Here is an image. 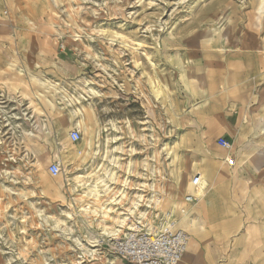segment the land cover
<instances>
[{"label":"rangeland","instance_id":"rangeland-1","mask_svg":"<svg viewBox=\"0 0 264 264\" xmlns=\"http://www.w3.org/2000/svg\"><path fill=\"white\" fill-rule=\"evenodd\" d=\"M20 22L58 25L49 31L60 34L64 53L86 65L71 86L54 89L28 81L20 71L7 74L0 68V264H121L111 251L114 237L102 233V207L113 208L105 219L109 227L121 226L118 237L128 232L119 219L134 201L139 213L148 212L131 225L159 228L160 211H169L173 204L170 194L176 197L177 214L169 218L182 217L183 205L194 208L183 199L191 194L195 166L212 185L215 218L206 224L202 238L183 225L192 251L182 264H218L229 235L231 247L247 231L251 233L243 249L252 252L247 264H264V216L258 221L264 213V167L256 173L243 169L264 164V84L253 89L256 103L251 98L247 104L242 94L236 95L240 75L263 76L264 0H0V23ZM10 44L1 43L3 52H16ZM36 45L55 54L39 36L30 38L25 53ZM206 56L213 65L228 64L234 72L217 93L223 104L237 99L234 105L241 110L223 111L230 131L224 136L232 140L238 156L232 168L226 164L227 153L214 151L217 142L210 146L213 141L206 140L218 125L211 122L201 130L188 103L185 82L196 90L201 80L192 78L191 67ZM93 72L100 73L98 78L89 77ZM29 85L34 95L24 93ZM102 85L107 87L103 93ZM120 89L135 92L144 101L142 109L156 112V119L150 123L143 116L134 124L126 117L127 105L118 97L109 99L110 94L119 96L115 90ZM47 96L59 99L56 105L78 107V122L91 131L77 125H44L39 130L38 115L49 103L44 101ZM131 97L130 107L140 106ZM93 103L100 119L89 107ZM74 130L81 133L78 142L71 140ZM60 146L65 160H76L78 169L66 174L63 166L61 176L54 178L48 169ZM154 165L160 210L150 204ZM115 168V180L105 194L103 179ZM94 185L101 191L97 200L88 193ZM243 201L249 217L243 214L238 222ZM86 207L89 223L81 216ZM93 238L98 243H91Z\"/></svg>","mask_w":264,"mask_h":264},{"label":"crops","instance_id":"crops-1","mask_svg":"<svg viewBox=\"0 0 264 264\" xmlns=\"http://www.w3.org/2000/svg\"><path fill=\"white\" fill-rule=\"evenodd\" d=\"M55 26L58 25L52 23H36V22L33 23L20 22V23H13L12 25L9 23H0V68L5 70L7 74H9L10 72L16 73L20 71L23 75H25L26 78H28V81H31V79L32 80L34 79L36 81L37 80L42 81L43 83H45V85L47 84L48 86H50V89H54L57 87L59 88L60 84L64 85L65 88L68 87L67 85L71 86L73 83V79H77L78 77L82 76L83 72L85 71L83 69V66L86 65V63L84 61H79L78 58H75L71 55H67L66 53H64L65 47L64 46L61 47L59 44L60 34L50 32L51 30L60 28ZM10 30H12L13 32H10ZM37 36L40 37L41 42H44L45 47H50L54 51L55 53L54 55L45 53L46 51L45 48L40 49L37 45L33 46L30 52L25 53V48H27V46L29 45L30 38H36ZM1 43H11L10 45L16 48V52H10V53L3 52L4 49H1ZM66 44L67 47L71 46V43L67 41ZM205 58H206L205 60L201 59L197 64L191 67L193 68L191 73L192 78L201 80V82H198L196 84L197 85L196 90H192L188 86L187 80L185 82L186 87L189 90L188 103L189 106L191 105L190 109L194 107L193 112L195 117H193V119L197 121V125L200 127L201 130H206L207 125L211 122L218 125L216 128L210 130L208 137L206 138L207 141H213V144H211L210 146H213L216 142H218L220 138H226L232 143V140L228 136H224L226 135V133H229L230 131H228L225 128L226 127L225 125L229 126L228 124L229 121L224 117L223 111L225 110V108H231V107H235L238 110H240V108L234 105L235 103H237L238 100L237 99L227 100L226 103L223 104L220 101L217 93L219 91L218 87L221 84L227 82L228 79L232 77V74L234 72L231 69H229L228 64H225L223 67L219 68L216 65H213V60L210 57L206 56ZM88 64H91L90 61H88ZM262 64H264V59H262ZM263 71L264 69L261 71L263 74L262 77H257V74L252 73V76H248L245 78L240 75L239 76L240 78H238L239 79L238 85H240V90L236 93V95L242 94L246 99L247 104L249 103L251 98H253L252 101H254L255 96H258V93L255 94L253 92V89H256L257 87L264 84ZM122 73L124 76L126 74V71H123ZM97 75H100V73L93 72L92 74H90L89 77L95 79L98 78ZM185 78L187 79V72ZM29 86H30L29 90L24 91V93H27L29 91L30 94L34 95L35 91L33 90V87L31 85ZM101 88L102 90L100 91L101 93H103L106 90L105 88L107 87H104V85H102ZM115 92L119 93L120 98L118 95L110 94L109 99L118 97L119 99V100L117 99L118 101L124 102L129 108L126 117H128V119H132L134 124L139 122V119L143 118V116L148 118L150 123H152L153 119H156L157 117L156 112L153 113L152 111H149L148 113V111L142 109L145 108L144 101L141 102L140 97L135 92L133 93L126 92L125 89H123L122 92L116 90ZM132 95L134 96V98L137 99V102H139L140 104V106H137V108L130 107ZM58 100L59 99H55L50 96H47L44 99L45 102H49V103L46 104L45 107H42V112L40 113V115H38L39 122L37 123L39 125H43V126L46 125L48 127L59 126V125H67V126L77 125V122L79 121L80 118V114L78 113L79 110L78 107H73L71 105L68 107L66 106L62 107L61 105H56L57 104L56 102ZM254 103L256 102L254 101ZM91 107L93 108L97 116V119H100L97 106L94 105L93 103L91 104ZM128 121L130 122V120ZM214 151L218 153H224V155H226L225 153H227L225 160H226V164L229 167L232 168L237 164L238 156L234 144L231 151H227L221 147H219L218 150H214ZM55 161H60L63 164L61 160L54 159V162ZM231 161L233 163H231ZM202 184H203V178H202ZM187 195H185V197ZM185 197L183 199L184 202H185ZM188 205L191 206V204ZM241 205L244 207L242 211L240 207ZM243 214L247 215L244 201L238 204V214H237L238 222L240 216ZM262 216H264V213L261 216H259L258 221H260V218ZM171 218L173 220L178 221L182 229L188 232V230L182 224L184 220V216L183 217L171 216ZM237 225H235V227H231L229 230L230 231L234 230L237 227ZM255 230L256 232H259L261 230V227H258V229L256 228ZM250 233L251 232L249 231L244 233L241 236L242 239L235 241L234 246H232L231 244V247L229 246V241L230 239H232L230 238L231 237L230 234L229 239L227 240V245L223 249L224 257L219 259L218 264L249 263L250 262L249 257L252 252L251 250H248L246 248L243 249V247L246 246L248 241L247 239L249 238ZM213 236L217 237V235H213ZM239 241L241 242V244H239ZM232 250H236V257L234 258L231 257ZM186 253L184 254L181 262L184 261V257Z\"/></svg>","mask_w":264,"mask_h":264},{"label":"built area","instance_id":"built-area-1","mask_svg":"<svg viewBox=\"0 0 264 264\" xmlns=\"http://www.w3.org/2000/svg\"><path fill=\"white\" fill-rule=\"evenodd\" d=\"M70 137L73 142H78L81 139V133L74 130ZM217 143L219 147L227 151L233 148V144L226 138H220ZM48 171L52 177L58 178L63 172V164L55 161L49 166ZM192 185L195 193L187 195L185 202L195 205L201 199V175L197 174L192 178ZM189 241V233L182 229L178 221L170 217L159 228L145 227L137 223L123 237L113 240L111 251L122 264H180Z\"/></svg>","mask_w":264,"mask_h":264},{"label":"bare ground","instance_id":"bare-ground-1","mask_svg":"<svg viewBox=\"0 0 264 264\" xmlns=\"http://www.w3.org/2000/svg\"><path fill=\"white\" fill-rule=\"evenodd\" d=\"M188 80V79H187ZM94 93V92H93ZM91 107V105L89 106ZM92 108V107H91ZM93 110V108H92ZM94 111V110H93ZM90 124V123H89ZM77 126L78 128L82 131V129H84L86 132H90L91 130L86 128V127H82V122H78L77 123ZM14 128V127H13ZM38 128L39 130H43L44 126L43 125H39L38 124ZM100 131H102L100 128L98 129L97 133L99 134ZM97 135V134H96ZM87 139V138H86ZM29 145V144H28ZM31 146V145H30ZM40 152V151H39ZM35 153V152H34ZM56 159L58 160H61L63 162V166H64V171L66 174L68 173H72L74 172L76 169H78V163L75 162L76 160L74 159H69V160H65L64 158V153H63V147L60 146L57 153L55 154V157ZM116 166H118L117 163H115ZM93 166V164H92ZM115 166V167H116ZM264 167V164L261 165V164H254L252 166V169H250L248 166L246 168H243L244 171H248V170H252L254 171V173L256 172H259L263 169ZM116 169H113L109 172V174H107V177L105 179H103V184H104V193L106 194L108 191L111 190V183L115 180V177H116ZM194 170H195V173L196 174H201L202 178H203V184L201 186V191H200V194H201V198H203V202L197 206L199 207L198 209H194L195 205H191L193 206L194 208H192L191 206H189L188 204H186L184 202L185 205L191 207V208H186L184 205L181 207L180 209V214H182V217L184 216V220H183V225H186L188 226V229L193 233V234H197L199 236V238L203 237V234H204V231H205V226L206 224L208 223H212L214 218H215V210L214 208L211 206L212 203H213V195L211 194V183L208 179V177L203 174V173H198V169H197V166L194 167ZM152 178H153V182L152 184L150 185V196H151V199H150V204H152V202L154 203V206L153 208H157L160 210V202H161V197L159 195V192L157 191V185H156V181H155V174H156V166L154 165V168L152 169ZM256 177V176H255ZM264 178V174L260 175V179H263ZM261 182V181H260ZM181 184V182L179 183ZM88 193L91 194L94 199H99L100 195H101V191L98 189V186L97 185H94V186H90L88 188ZM190 193L193 194L195 193V188L193 187V185L190 187ZM163 195V194H162ZM168 196V195H167ZM63 197V196H62ZM164 198V197H163ZM168 198V197H167ZM176 197L172 196V194H170V201L173 203H170L172 204L171 205V208L169 211H160L161 212V215L159 214V218L161 219V224H164L168 219H169V216L172 214V215H175L177 214V204H176V200H175ZM115 204H119L120 203V200H115L114 201ZM150 204H147V207L148 208H151L152 206ZM162 204V203H161ZM166 206V205H165ZM125 208V207H124ZM167 209V208H166ZM165 209V210H166ZM102 210H103V214H102V218L100 219V222H101V230H102V233L106 234L107 236L109 237H114V239L118 238L119 236V233L122 231V229H119V228H116V227H109L107 226V223L109 224V222L105 219L106 216H108V213L107 212H110L113 210V208L110 209V207H102ZM138 203L137 202H133L131 207L128 208L126 211H125V216L126 217H120V222H121V225H124L128 227V230H132L135 226H133V224L131 225V220L134 219L136 222L139 221L141 218H145L146 215H147V212H138ZM84 211V215H81L84 222L86 223H89L88 221V207L84 208L83 209ZM137 212V213H136ZM78 214V213H77ZM69 216L72 217V213L71 215L69 214ZM122 216V215H121ZM115 217V216H114ZM113 219V218H112ZM147 223L152 225L153 221L152 219L150 220H147ZM127 224V225H126ZM133 227V228H132ZM185 227V226H184ZM86 236V235H85ZM193 236V235H192ZM92 239V238H91ZM198 240V239H197ZM200 242V241H199ZM91 243H98V239L97 238H93V241ZM93 247H96V246H93ZM204 248V247H203ZM189 250V253L192 251V245L190 244V241H189V246L187 248V251ZM204 251V250H203ZM205 253V252H204ZM205 255V254H204ZM183 262H181L180 264H182ZM191 264V263H190Z\"/></svg>","mask_w":264,"mask_h":264}]
</instances>
